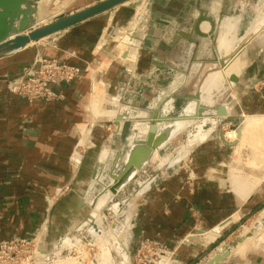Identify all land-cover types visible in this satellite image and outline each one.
Listing matches in <instances>:
<instances>
[{
	"label": "crops",
	"instance_id": "1",
	"mask_svg": "<svg viewBox=\"0 0 264 264\" xmlns=\"http://www.w3.org/2000/svg\"><path fill=\"white\" fill-rule=\"evenodd\" d=\"M101 1L41 0L40 3L46 6L49 15L62 10H67L68 15ZM226 4L227 0H146L144 8L147 13L140 17L133 29L123 28L125 22L122 21L125 18L113 14L106 23L100 21V17L116 10L117 6L52 36L57 38L50 43L31 44L0 60V78L18 74L23 67L31 65L37 56L77 66L82 71L81 79L57 87L61 98L53 101H28L9 94L5 84L0 81V240L30 235L42 225L53 229L57 226L56 221L69 227L85 222L89 213L95 211V206L91 207L95 184L114 156L113 141L110 142L111 136L108 137L106 128L90 125L87 103L93 80L105 85L108 90H124L120 100L126 103L124 109L133 113V118L146 111L148 116L152 115V110H142V106L135 107L134 103L143 98L148 102L147 92L151 95L158 93L168 74L178 73L184 65L191 66L189 56L194 51L204 55L212 47L214 53L215 45L208 36L210 26L204 20L199 28L202 36L206 37L203 38V44L194 46L192 40L189 41L196 17L212 18L215 43L220 29H227L222 34L225 39L231 34L228 28L219 25L227 19L240 17L235 32L238 37L245 13L240 11L236 14L239 10L237 5L229 7ZM112 26L114 30L122 29V32L115 34L119 43H122L123 36L129 40L135 35L137 41H133L137 44L133 42L126 46V51L134 49V58L126 56L123 59V54L127 55L123 50L117 57L120 67L109 64L100 71V64L106 60L112 62L106 33L113 29ZM218 51L222 52V49ZM249 80L252 90L260 84L256 82L255 72H252ZM173 84L176 86L172 91L177 92L180 79H176ZM156 101L163 100L158 97L153 100L154 103ZM119 118L122 124L118 126L116 137L127 134L125 161L135 147L132 144L138 143L131 138L138 137V133L134 128L127 132L123 124L126 118ZM83 126L88 127V157L75 163L71 156L80 140L79 128ZM150 128L144 136L145 140L136 146L144 144ZM213 148L201 145L191 151L188 164H191L192 174L166 173L163 178L154 179L152 184L141 190L133 210V237L126 247L129 261L139 245L147 241L166 247L169 251L177 250L176 259L187 264L213 244V241L201 239L203 231L221 225L226 227L224 231L230 230L258 208L263 195L254 193L248 200L242 201L240 197L247 198L249 194L234 192L228 180H225V158L215 159L208 167L211 161L209 153ZM98 149L101 150L98 156L92 155ZM216 151L225 152L221 147ZM101 153L109 156L104 164L99 162ZM187 177L191 178V186L184 185ZM77 184L88 186L89 191L82 193ZM68 187L71 188L70 192L52 201L58 197L60 190ZM96 224L94 217L90 225L98 226Z\"/></svg>",
	"mask_w": 264,
	"mask_h": 264
},
{
	"label": "rangeland",
	"instance_id": "2",
	"mask_svg": "<svg viewBox=\"0 0 264 264\" xmlns=\"http://www.w3.org/2000/svg\"><path fill=\"white\" fill-rule=\"evenodd\" d=\"M40 1L41 0H37L36 4L38 11L42 10L47 12L48 10L46 6L42 4L41 7ZM145 2L146 0H132L126 5L118 6L116 10H111L104 14L100 17V21L106 23L111 14H113L117 15V17L125 18L122 21L125 22L123 28L133 29V26H136L140 19L138 13H142V15L143 13H147L145 9L146 7L144 8ZM233 4H236L239 9L237 10L238 12L236 11V14L240 13V11L245 13L241 22V27L238 31V37H236L235 32L240 22V17H237L234 20L227 19L226 22L219 25L220 27L224 26L231 31V34L228 32L230 36L227 37L228 44L226 51L222 50V52H219L214 46L215 56L224 57L226 61L225 68L219 69L218 64L214 68L211 65V62H209L202 72L197 74L196 72L198 69L194 70L193 65H184L180 68L178 73L168 74L169 76H167V80L164 82L162 89H160L158 93L153 92L154 95H151L147 92L148 102H145L143 98L137 103H134V105L132 104L135 107L142 106V110H147L145 107L154 103L153 100L159 97L163 101H156L155 107L158 108L159 112L166 109V116V113L170 109L168 101L170 97H172V93L176 92L172 90L175 88V84H177L178 81L173 85L171 84L176 79H180V85L177 88L178 90L176 93L183 94L184 92V94L192 95L197 87L211 74L219 71L223 73L224 84L220 87V89H222L224 85H229L227 82L229 77L225 75L224 70H227V66L233 60L235 53L238 54V59L235 62L240 64V72L233 71L231 75L238 77L239 82L237 84L229 85L227 88L228 91L221 95L216 94V89V92L213 91L210 93L212 95L214 94L216 97L214 98L215 101L213 103L224 104L227 106L230 115L216 123H214V120L206 117L201 118V120H194L193 123L192 116L194 113L185 114L187 117L183 118L185 120H182V123L186 128L166 144V146L158 152L155 158L150 159L147 165L137 172L124 188L113 195L109 201L101 207L99 213L93 212L94 217L95 215L100 217V225H90V222H93L94 220V217L92 216L93 213L90 212L88 218L85 220L86 223L84 222L85 224L83 223L80 225V223H77L73 227H69L61 221H56L55 224L57 226L53 229H48V225H42L30 235L23 237L13 236L7 240H0V264H101L102 261L111 264H184L176 259L177 250L169 251L166 247L153 245L147 241L142 242L139 245L135 253L131 255V261H129V254L126 247L133 237V210L140 197L139 194L141 190L145 186L152 184L154 179L156 180L158 177L161 178L163 175L165 176L166 173L192 174L193 171L191 169V164H188L189 155L192 150L201 145L215 147L209 153V159H211V161L208 167L215 162V159L225 158V180H228V183L234 192L243 195L249 194L247 195V198L240 197L242 201L248 200L251 197V194L258 192L263 195V199L258 208L242 221L234 225L230 230L228 229L224 231L226 227L224 228V225H221L210 231H203L201 239H206V241L209 242L213 241V244L187 264H204L208 259L219 254H226L221 262L222 264H264V238H262L257 245H253V242L258 238V235L262 234L261 232L264 233V225L258 226L260 221L264 219V217L260 218L264 213V149H262L264 147H259L255 144L259 139L264 140V138H262L264 136L258 137V135L254 134L258 140L255 138L256 140L254 141L256 142L252 144L250 143L251 140L248 135L247 137L249 139H246L242 137L240 133L242 132V126H244L246 118L264 116V0H248L247 3L245 0H227V6L231 7ZM261 7L262 10H260ZM57 9L58 8L55 10ZM66 12L67 10H62L61 12L52 15H49L48 12L47 15L42 14L41 16L35 14L27 31H32L34 28L41 26L45 21L49 22L55 18L63 17L66 15ZM258 12H260L259 15L262 17H258ZM136 17H138L137 20L135 19ZM223 18L225 19L227 17H222L221 19ZM254 26H258V28L253 30L252 36L244 39V46L242 45L243 48L240 50L242 38L246 37ZM220 27H218V30ZM112 28L113 29L106 32L109 39L112 62L106 60L105 63L100 64V71H103V69L108 67L109 64H114L117 68L120 67V60L117 58L119 53L126 49L127 44L130 45L135 39V41H137V38L133 34L129 40L126 39L127 37L123 36L122 43H119V40L116 41L115 34L118 31L122 32V29L114 30L113 26ZM217 33L218 31L216 34ZM55 38H57V36ZM46 41L47 40L40 41L39 45L45 44ZM134 44L136 45L137 43L134 42ZM228 46H233L234 51H229ZM235 49L238 51L240 50V52L236 53L238 51H235ZM192 63H194V61H192ZM27 67L28 66L23 67L18 74L6 75L0 78L1 83L5 84L6 92L11 94L8 91L9 83H11L13 79L23 77V71ZM191 70L193 71L190 72ZM252 72H255V75L257 76L256 82L260 83L257 88H253V90L250 89L252 83H250L249 80ZM182 83H184L185 86L184 91L181 89L183 86ZM216 86L213 87L215 88ZM150 91H152V89H150ZM251 91L253 93H250ZM123 92L124 90L119 92L117 88H110V90H108L105 85L96 83L95 80H93L92 85L90 86L89 101L87 103V113L89 110L93 115H89L91 119L90 125H99L106 128L108 137L111 136V139L109 138L110 142L113 141L112 150L114 151L112 160L108 162L105 172L101 174V178L96 182L92 191L93 202L101 199L104 192L107 190L108 183H114L113 180H110L109 182L108 176H110L111 173L117 174L124 165V158L126 155L125 136L127 134L122 137H116L119 129L118 126L122 124L121 118L119 117L123 116L126 118L123 124L124 129L127 130V132L132 130L137 123V121H134L135 118H133V113L124 109L126 103L120 100L122 97L121 93ZM111 93L112 95H110ZM187 102L188 100L185 97L177 99L172 105L168 116L177 117L182 109L184 113L188 104H190L192 100L188 103ZM207 104L208 103L205 102L204 105L207 106ZM212 106L213 105L210 107ZM193 111L195 112V109ZM110 113L115 116L113 124L111 122L112 119H109L107 116L110 115ZM117 122L119 124H117ZM186 122L188 123L186 124ZM206 125H209L210 128L205 131L202 128ZM87 129V126L79 128L80 140L78 145L80 144L81 146H79L77 151H80L81 158H78V162H81L85 157H88L87 154L89 150H87V148L90 147V142ZM237 130H239V137H237ZM257 132L259 133V136L262 134L261 131ZM231 133L235 134L234 139L228 137ZM263 140L261 142H263ZM218 147L223 148L225 152L216 151ZM100 152L101 150L98 149L92 155L98 156ZM102 153L99 155V159L104 155ZM108 157L109 156H104L102 162H100V160L99 162L104 164ZM173 160L175 161L172 162ZM169 169L172 170L168 172ZM93 183L94 181L92 184ZM191 183L190 177H187L184 181V185L186 186H191ZM79 184L77 185L79 186ZM78 189L81 190L82 193L89 191L88 186L81 185ZM70 190V187L60 190L57 194L58 197L53 198L52 201H57L59 197L70 192ZM90 203L91 202H89V204ZM90 218L91 221H88ZM254 227L257 228L253 230ZM254 233L257 234L254 235ZM107 234L119 239L118 242L113 241L111 237H107ZM247 235H250V237L248 238ZM107 238L109 239L105 242L104 239ZM192 239L193 237L190 238V240ZM239 240H241V243L238 242ZM246 243H249V246L241 249ZM106 250H108V252H105ZM102 257H104V259ZM106 257H109V259Z\"/></svg>",
	"mask_w": 264,
	"mask_h": 264
},
{
	"label": "water",
	"instance_id": "3",
	"mask_svg": "<svg viewBox=\"0 0 264 264\" xmlns=\"http://www.w3.org/2000/svg\"><path fill=\"white\" fill-rule=\"evenodd\" d=\"M130 1L132 0H103L97 4L76 11L74 13H70L66 16L55 18L53 20H50L49 22L45 21L41 26L34 28L32 31H27L30 27L33 16L39 13L36 7L37 0H0V60L11 56L12 54H15L21 50H24L31 44H37L43 40H47L46 42L50 43L54 39L52 36L80 22L90 19L93 16L104 13ZM202 20L209 23L210 28L208 36H210V39L213 41L215 25L212 21V18L196 17V22L192 29L193 33L191 32L192 37L189 38V41L192 40V44L194 46L196 44L200 46L201 44H203V38H206L205 36H202V33L199 29ZM242 45L244 46V44ZM243 46L241 47V49L243 48ZM189 57V61L193 59L189 64L192 65V61H194L193 69H198L196 72L197 74L201 73L209 62H211V65L214 68L217 66V64H219L221 69L225 68L226 64V61L223 58H219V61H215L214 53L212 52V50L204 55H198V53H195L194 51ZM192 71L193 70H191L190 72ZM189 79L192 80L191 78ZM227 82L229 83V85L237 84L239 82V79L234 75H230V77L227 79ZM227 88L228 85H224L222 91L220 93L216 92V94L221 95L224 92H227ZM181 89L183 91L185 90L184 84ZM171 96L172 97H170L168 101V104H170V109L172 108L174 102L181 97H185L188 102L193 98L190 95L184 94V92L183 94L173 92ZM194 101L196 103V108L194 115L192 116L193 123L194 120H201V118L203 117L220 121L230 115V111L227 112V109L225 107L220 106L221 104H214L212 107L205 108L201 106L198 101ZM155 104L156 103H151L147 107V110L153 111V116L150 115L152 121L150 133L147 137V140L142 146H135L132 149L129 156L124 161L123 168L117 174L111 173L110 175L114 180V183L112 182L109 187L111 196L115 195L122 188H124V186L136 175V173L143 169L145 165H147L149 160L153 157L154 153H158L179 132L186 128L184 126L182 127L183 124L181 125V121L184 118L182 110L177 115V117H170L168 116L170 112L169 109L165 116L161 114V112L163 111L159 112V110H156ZM209 128L210 126L206 125L202 129L206 131ZM236 133L238 135L237 137H239V130H237ZM103 197L104 196H102L101 198ZM95 202H97V200H95L94 202L92 201V208L94 207ZM88 221H91V218L88 219ZM263 225L264 219L260 221L258 226ZM256 228L257 227H254L253 230H255ZM247 237L249 238L250 235H247ZM238 242L241 243V240H239ZM225 256L226 254L215 255L214 257L208 259L204 264H219L222 262Z\"/></svg>",
	"mask_w": 264,
	"mask_h": 264
},
{
	"label": "bare ground",
	"instance_id": "4",
	"mask_svg": "<svg viewBox=\"0 0 264 264\" xmlns=\"http://www.w3.org/2000/svg\"><path fill=\"white\" fill-rule=\"evenodd\" d=\"M44 2V1H43ZM42 2V3H43ZM42 3H41V7H42ZM44 6V5H43ZM47 13L48 12H46V11H42V10H40L39 11V16H41L42 14L43 15H47ZM143 15H144V13H143ZM143 15H142V13H138V16L139 17H143ZM141 19V18H140ZM254 29H252V31L246 36V37H244V39H247L248 37H250V36H252L253 35V30H256L257 28H258V26H254L253 27ZM217 32V31H216ZM203 35V34H202ZM216 36H217V34H215ZM216 36H215V39H216ZM122 40H123V38H121ZM124 39H125V37H124ZM223 39L225 40V44H227V41H226V39L223 37ZM244 39L242 40V43H241V45H240V47H242V44H243V42H244ZM214 42H213V45H214V43H215V40H213ZM224 42V41H223ZM125 43V42H124ZM131 48V47H130ZM215 48L217 49V44L215 43ZM241 49V48H240ZM133 48H131V49H129V51H126V49L124 50V51H126V53H127V55L125 54V55H123V59L124 58H126V56L127 57H133L132 55H134V52H133ZM218 51V50H217ZM235 51H238V50H236L235 49ZM240 52V51H239ZM239 52H236V53H239ZM234 53V52H233ZM214 57H215V61H219L218 59L220 58V59H224V57L222 56V57H216L215 56V52H214ZM134 58V57H133ZM127 59H130V58H127ZM238 59V54H235L234 53V57H233V60L228 64V66H227V70H224V72H225V75H227V77H230V75L232 74V72L234 71V72H238L239 73V68H240V64L239 63H236L235 61ZM131 60H132V58H131ZM130 60V61H131ZM134 60V59H133ZM229 60V59H228ZM227 60V61H228ZM225 62V61H224ZM226 63V62H225ZM219 65V64H218ZM219 69H220V66H219ZM235 76V75H234ZM238 78V77H237ZM239 79V78H238ZM203 81H204V79H203ZM222 84H224V82H223V73L222 72H217V73H214V74H211L202 84H200L198 87H197V89H196V91L192 94V95H190L191 97H193L192 98V102H190V104H188V106H187V109L184 111V113H183V116L184 117H187L185 114H190V113H194V109L196 108V103H195V101L194 100H196V101H198V103H200V105L201 106H203V107H205V108H207V107H210L211 105H214V101H215V99L214 98H216L215 96H214V94L212 95V94H210V93H212L213 91L214 92H221L222 91V89H220V87L222 86ZM202 85V86H201ZM217 85V86H216ZM218 85H220V86H218ZM201 86V87H200ZM213 86H216L215 88L213 87ZM229 86V85H228ZM219 87V88H218ZM223 88V87H222ZM215 89H216V91H215ZM96 92V91H95ZM209 93V94H208ZM96 96V95H95ZM99 98V97H98ZM96 100V99H95ZM94 101V100H93ZM191 101V100H190ZM205 102L206 103H208L207 104V106L206 105H204L205 104ZM213 103V104H212ZM220 106H223V107H225L227 110V112L229 111V108L227 107V106H225L224 104H221ZM165 111H166V109H164L163 110V113H161V114H163V115H165ZM182 111H183V109H182ZM148 111H146V112H141V113H139V115L137 116V117H134L135 118V120L137 121V123H136V126L134 127V129L137 131V133H138V137L137 136H133L131 139H132V141H136V142H143L144 140H145V138H144V136L146 135V132H147V130H148V127L150 128V121H151V116L149 115L148 116ZM92 115V114H91ZM96 115H97V112H96ZM93 116V115H92ZM106 116V115H105ZM108 116V118L109 119H112V121H115V116H113L112 115V113H110V115H107ZM153 116V115H152ZM182 120V119H181ZM183 120H185V119H183ZM214 123H216V122H218L217 120H215L214 119ZM192 122V121H191ZM188 122H186V124H187ZM117 124H119L118 122H117ZM183 123H182V121H181V125H182ZM182 127H183V125H182ZM243 127V129H242V132H240L241 133V135H242V137H244V138H246V139H249L248 137H247V135L250 137V143H254V142H256V141H254V140H256L257 139V137H255L256 135H258V137H261V136H264V116H259V117H250V118H246L245 119V121H244V126H242ZM257 131H261V133L263 134H260V136H259V133L257 132ZM255 132H257V133H255ZM254 134H256L255 136H254ZM240 136V135H239ZM136 137V138H135ZM228 137H230L231 139H234L235 138V134L234 133H231V134H229L228 135ZM256 138V139H255ZM262 138H264V137H262ZM200 139V138H199ZM258 140V139H257ZM260 140V139H259ZM258 140V141H259ZM263 139H261L259 142L257 141V143H255L257 146H261V147H264V140H263V142H261ZM253 141V142H252ZM241 142V141H240ZM138 143H136V145L138 144ZM195 143V142H194ZM135 143H133L132 145L133 146H136V145H134ZM141 144V146L143 145V143H140ZM262 149H264V148H262ZM158 153H154V155L153 156H156ZM103 156V157H102ZM101 157H100V162H102V158H104V156L105 155H102ZM127 158V157H126ZM76 162H78L79 161V159H76L75 160ZM110 180H113L112 178H111V176H109V182H110ZM114 181V180H113ZM112 183V182H111ZM110 185L111 184H109L108 183V187H107V190L104 192V194H103V198H101V199H99L97 202H95V204H94V206H95V211H94V213H97V211H100V209H101V207L105 204V203H107L108 201H109V199L112 197L111 196V193H110V191H109V187H110ZM94 213L92 214V216L94 217ZM263 215H264V213H263ZM264 216H262V217H260V218H263ZM259 218V219H260ZM95 222L98 224V225H100L101 224V222H100V217H97L96 215H95ZM264 228V227H263ZM250 229V228H249ZM248 229V230H249ZM262 230V229H261ZM264 230V229H263ZM262 230V231H263ZM108 231V230H107ZM248 232V231H247ZM246 232V233H247ZM260 233V232H259ZM262 234H260V235H258V238H256L255 240H254V242H253V245L255 246V245H257V243H259L260 241H261V239L262 238H264V233L263 232H261ZM255 234H257V233H254V235ZM107 237H111V239L113 240V241H117L118 242V240L119 239H117L116 237L114 238V236H112V235H110V234H107ZM252 238V237H251ZM109 238H107V239H104V241L106 242L107 240H108ZM251 242V241H250ZM249 242V243H250ZM263 242H264V239H263ZM248 243V244H249ZM247 243H246V245H244V246H242L241 247V249L242 248H247L249 245H248ZM252 245V244H251ZM99 246V245H98ZM120 246V245H119ZM121 247V246H120ZM237 250V249H236ZM105 252H108V250H106ZM101 257V256H100ZM103 259H104V257H102ZM106 258H108L109 259V257H106ZM110 261V260H109ZM167 261V260H166ZM102 263L103 264H111V263H108V262H104V261H102ZM101 263V264H102ZM165 263V262H164Z\"/></svg>",
	"mask_w": 264,
	"mask_h": 264
},
{
	"label": "built area",
	"instance_id": "5",
	"mask_svg": "<svg viewBox=\"0 0 264 264\" xmlns=\"http://www.w3.org/2000/svg\"><path fill=\"white\" fill-rule=\"evenodd\" d=\"M23 73V77L13 79L9 83L8 91L28 101L58 100L61 98L57 91L58 86L68 85L82 78V71L79 67L43 57H36ZM88 114H91L89 110ZM111 122L113 124V121ZM79 146L81 145H77L73 151L71 156L73 161L81 158L80 151H77Z\"/></svg>",
	"mask_w": 264,
	"mask_h": 264
},
{
	"label": "flooded vegetation",
	"instance_id": "6",
	"mask_svg": "<svg viewBox=\"0 0 264 264\" xmlns=\"http://www.w3.org/2000/svg\"><path fill=\"white\" fill-rule=\"evenodd\" d=\"M254 29V28H253ZM225 31H227V29H220V32H219V34H218V37H217V40H216V44H217V50H220V49H222V50H224V51H226V48H227V44H228V39H226V41H227V44H225V40L223 39V36H222V34H223V32H225ZM252 31V30H251ZM250 31V32H251ZM249 32V33H250ZM193 33V32H192ZM192 33H191V36H192ZM233 38V37H232ZM234 39V38H233ZM244 38H242V40H243ZM241 40V41H242ZM224 41V42H223ZM232 42V41H231ZM228 48H229V51H234V49H233V46H228ZM186 56V55H185ZM240 72V71H239ZM166 78H167V76H166ZM167 80V79H166ZM165 80V81H166Z\"/></svg>",
	"mask_w": 264,
	"mask_h": 264
}]
</instances>
